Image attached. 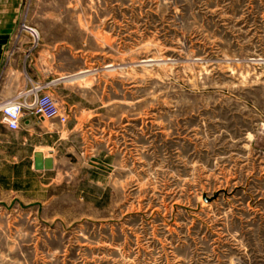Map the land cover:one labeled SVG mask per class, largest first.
<instances>
[{"label": "rangeland", "instance_id": "1", "mask_svg": "<svg viewBox=\"0 0 264 264\" xmlns=\"http://www.w3.org/2000/svg\"><path fill=\"white\" fill-rule=\"evenodd\" d=\"M14 34L0 95L70 116L0 112V264H264V0H25Z\"/></svg>", "mask_w": 264, "mask_h": 264}, {"label": "built area", "instance_id": "2", "mask_svg": "<svg viewBox=\"0 0 264 264\" xmlns=\"http://www.w3.org/2000/svg\"><path fill=\"white\" fill-rule=\"evenodd\" d=\"M28 26L29 25L23 23L19 32H17L16 37H19V33L21 34L22 29L27 28L30 30L32 41L27 49V53H31L36 44L39 43L40 34L35 27ZM36 88L37 87H35V93L33 96L31 95V100L25 98V96L31 94L34 90L33 88L20 89L14 96L0 101L2 121L8 129L17 130L20 128L25 107L31 108L32 111L45 118L57 117L62 123H65L68 120L70 111L59 104L55 95L50 91H38Z\"/></svg>", "mask_w": 264, "mask_h": 264}, {"label": "crops", "instance_id": "3", "mask_svg": "<svg viewBox=\"0 0 264 264\" xmlns=\"http://www.w3.org/2000/svg\"><path fill=\"white\" fill-rule=\"evenodd\" d=\"M24 6L25 0H0V85L3 79V73H6V70L10 69L13 64L10 53L15 52L13 48L15 38L14 30L16 23L24 15ZM2 98L5 99V97L1 96L0 99ZM45 156L47 155L45 154Z\"/></svg>", "mask_w": 264, "mask_h": 264}, {"label": "water", "instance_id": "4", "mask_svg": "<svg viewBox=\"0 0 264 264\" xmlns=\"http://www.w3.org/2000/svg\"><path fill=\"white\" fill-rule=\"evenodd\" d=\"M42 151H36L35 152V166L37 168H50L53 166L54 160L51 156H48L46 158L43 157Z\"/></svg>", "mask_w": 264, "mask_h": 264}, {"label": "bare ground", "instance_id": "5", "mask_svg": "<svg viewBox=\"0 0 264 264\" xmlns=\"http://www.w3.org/2000/svg\"><path fill=\"white\" fill-rule=\"evenodd\" d=\"M28 27H30V25H29ZM152 61H153L152 59H144V60H142L141 62H144V63H150V62H152ZM111 66H113V65H108V67H111ZM90 71H91V70H88V69L81 70V71H79L78 73L73 74V76H74V75H77L78 77H82V76L87 75L88 72H90ZM68 77H69V76H68ZM78 77H77V78H78ZM62 78H63V77H62ZM43 157L46 158V157H48V156H45V155L43 154Z\"/></svg>", "mask_w": 264, "mask_h": 264}]
</instances>
